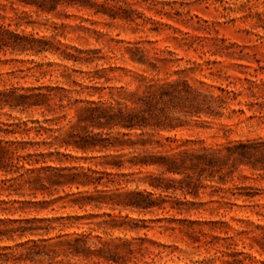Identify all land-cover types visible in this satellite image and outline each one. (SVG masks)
I'll list each match as a JSON object with an SVG mask.
<instances>
[{
    "label": "rangeland",
    "instance_id": "rangeland-1",
    "mask_svg": "<svg viewBox=\"0 0 264 264\" xmlns=\"http://www.w3.org/2000/svg\"><path fill=\"white\" fill-rule=\"evenodd\" d=\"M20 94L45 98L17 106ZM19 127L47 165L115 175L81 192L158 204L77 210L83 223L111 214L137 228L93 232L114 260L96 264H264V0H0V145L28 141ZM82 136L114 147L84 153ZM14 177L0 171L7 206L32 198ZM61 213L74 212L50 216Z\"/></svg>",
    "mask_w": 264,
    "mask_h": 264
},
{
    "label": "trees",
    "instance_id": "trees-1",
    "mask_svg": "<svg viewBox=\"0 0 264 264\" xmlns=\"http://www.w3.org/2000/svg\"><path fill=\"white\" fill-rule=\"evenodd\" d=\"M22 49L28 50L26 47ZM35 97L45 98L41 94L39 96L20 94L17 97L18 103L16 105L27 107L41 105L31 102V99ZM120 118L121 125L126 128L140 127L133 124V117L130 115L122 114ZM19 129L16 133L26 135L28 141H24L21 137L20 140H15L7 146L0 145V171L8 174L14 173L13 181L19 188L26 186L31 191L32 198L27 201L15 199L11 206H7V202L3 200L0 201V217L19 215V218L16 219L0 218V242H13V245L0 246V264H87L90 261L96 264L100 259L105 263L114 261L113 258L102 255L104 244L100 242L101 237L95 236L98 243H93L90 240V235L99 231L103 233L106 231H137L134 222L127 216L117 219V217L108 214V220L83 223L81 221L84 218L76 215V211H85L87 207L100 208L106 206L112 210L118 208L119 213L127 209L143 212L158 207V204L152 200V194L141 191H126L115 195L117 198H123L122 200H112L109 194L97 190L96 195L90 194L88 191L83 193L80 191L81 187H93V189H97L98 186L109 187L110 184L114 183L115 175L108 172L99 173L90 168L84 169L81 166L62 168L47 165L44 154L30 151L33 147L40 146L39 142H34L28 137L31 128L19 127ZM99 141L101 140L96 136H82L79 138V142H75V148L85 153L95 149L108 148L109 145L114 147L112 144L103 145ZM61 147L63 146L59 145V148ZM59 154L66 159H76L70 154L57 152V155ZM38 157H41L42 160ZM6 183V181L0 180L1 192L7 191L11 187L6 186ZM151 186L166 191L159 185L151 184ZM73 187L77 192L71 191ZM64 188H68L70 191L64 192ZM17 190L19 189H14V191ZM52 190H62L64 196H59L53 201H47L45 194L48 197L52 196ZM37 193H40L43 199L32 201V199H37ZM17 195L22 196L18 193ZM58 202L61 203L58 207L59 210L70 209L74 213L50 216V213L59 211L55 210L54 207ZM14 204L17 206H13ZM48 207L51 208L47 210ZM26 208L34 211L35 215L32 217L22 216L20 213H26ZM43 211H46L47 214L44 217H39ZM125 220H127V224H125ZM85 226H89L88 230L82 231ZM77 230H81V232Z\"/></svg>",
    "mask_w": 264,
    "mask_h": 264
}]
</instances>
